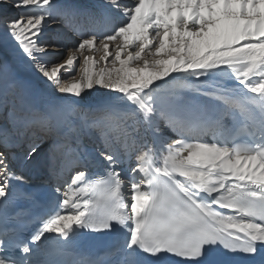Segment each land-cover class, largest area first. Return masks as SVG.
<instances>
[{
	"label": "snow or ice",
	"instance_id": "1",
	"mask_svg": "<svg viewBox=\"0 0 264 264\" xmlns=\"http://www.w3.org/2000/svg\"><path fill=\"white\" fill-rule=\"evenodd\" d=\"M0 264H264V0H0Z\"/></svg>",
	"mask_w": 264,
	"mask_h": 264
},
{
	"label": "bare ground",
	"instance_id": "2",
	"mask_svg": "<svg viewBox=\"0 0 264 264\" xmlns=\"http://www.w3.org/2000/svg\"><path fill=\"white\" fill-rule=\"evenodd\" d=\"M123 2H125V3H131L132 0H123ZM56 26H58V25H54L53 27H56ZM88 55H92V56H94V58H95L97 61H99V64L96 66L97 69H98L100 66H103V65H104V61H101V60H100V57L104 55V53H103L102 51H101V52H89ZM113 55H114V53H113ZM109 59H111V57H110ZM116 66L119 67V64L117 63ZM108 67L111 68L112 65L109 63V64H108ZM78 79H79V74L77 73V80H78ZM97 87H98V86H97ZM86 91H87V90H86ZM92 91H95V89H93ZM104 91H105V90L100 89V92H104ZM206 139L211 140V137H210V136H209V137H206ZM92 171L94 172L95 169H93ZM35 173L40 174V175H43V174H44V170H43L42 167H39V170L36 171ZM90 174H91V173H90ZM72 175H73L72 172H70V171H66L65 174H64V179L70 182V178H71Z\"/></svg>",
	"mask_w": 264,
	"mask_h": 264
},
{
	"label": "rangeland",
	"instance_id": "3",
	"mask_svg": "<svg viewBox=\"0 0 264 264\" xmlns=\"http://www.w3.org/2000/svg\"><path fill=\"white\" fill-rule=\"evenodd\" d=\"M125 3V2H124ZM57 27V26H56Z\"/></svg>",
	"mask_w": 264,
	"mask_h": 264
}]
</instances>
